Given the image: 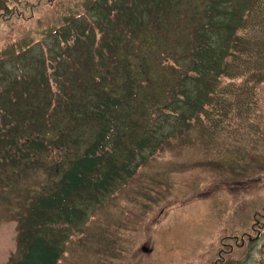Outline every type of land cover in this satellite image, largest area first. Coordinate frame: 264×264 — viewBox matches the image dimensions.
<instances>
[{
	"label": "rangeland",
	"instance_id": "obj_1",
	"mask_svg": "<svg viewBox=\"0 0 264 264\" xmlns=\"http://www.w3.org/2000/svg\"><path fill=\"white\" fill-rule=\"evenodd\" d=\"M187 1L201 8L202 0ZM254 1L258 4L243 16L246 26L241 34L257 36L262 44L264 0ZM121 2L139 10L147 4V0H0V63L14 61L6 65L7 79L5 69L0 70V87L5 89L23 66L29 67L19 59L35 61V54L48 85L52 74L60 73L59 61L65 68L80 64L77 77H88L84 67L97 69L109 59L99 23L105 19L113 23ZM186 6L189 9L190 4ZM243 8L228 9L239 17ZM257 17L261 23L254 32ZM104 40L106 45L111 42ZM156 49L149 67L163 73L168 86V72L180 69L164 45L156 44ZM256 49L234 62L221 79L213 104L201 107L195 121H187L191 126L167 138L133 178L102 198L99 206L90 207L87 232L58 235L67 237L60 264H264V45L262 53ZM117 56L122 61L118 69L130 72L141 60L121 51ZM92 76L97 80V74ZM160 94L147 89L145 103L136 104L137 112L131 107L123 111L139 121L140 114L146 116L156 107V120L144 123L159 131L158 140L186 125L183 107L169 116L177 119L170 122L159 113L157 107L163 109L167 98L166 92ZM66 124L63 121L58 129ZM89 135L85 133L84 139ZM84 139L80 150L88 145ZM62 156V151L45 156L46 169L29 171L0 192V264L18 255L17 216L49 180L60 177L61 171L50 170Z\"/></svg>",
	"mask_w": 264,
	"mask_h": 264
},
{
	"label": "trees",
	"instance_id": "obj_2",
	"mask_svg": "<svg viewBox=\"0 0 264 264\" xmlns=\"http://www.w3.org/2000/svg\"><path fill=\"white\" fill-rule=\"evenodd\" d=\"M257 4L254 0H202L201 8H195L187 0H147L139 10L121 2L113 23L106 19L99 23L104 31L101 45L109 59L97 69L84 67L88 77H77L80 64L72 62L65 68L59 61L60 73L52 74L48 85L50 81L38 71L39 55L35 54V61L18 58V63L29 67L23 66L5 89L0 87V192L29 171L46 169L45 156L61 151L64 156L50 170L61 171L60 177L49 180L43 192L24 206V214L17 216L18 255L7 264H60L68 235L87 232L90 207L99 206L102 198L133 178L167 138L191 126L187 121H195L201 107L213 104L222 88L220 81L234 62L256 46L261 49L264 43L257 36L241 34L246 26L243 16ZM231 7H244L243 13L237 17ZM260 23L257 17L254 32ZM104 38L111 42L106 45ZM85 41L91 45L89 38ZM156 44L166 47L180 69L168 72V86V78L149 67ZM120 51L141 59L132 72L118 69ZM7 64L14 61L0 63L6 79ZM23 72L26 76H21ZM92 74L98 75L97 80ZM53 88L58 93L53 94ZM147 89L167 93L165 107H157L167 122L177 120L169 116L180 107L185 109L181 115L186 125L162 140L157 129L144 123L156 120V107L149 116L140 114L139 121L123 115L125 107L137 112L136 104L145 103ZM54 110L59 112L55 115ZM63 121L66 126L58 129ZM87 132L90 135L84 139ZM82 139L88 145L80 150ZM60 234L67 235L65 240Z\"/></svg>",
	"mask_w": 264,
	"mask_h": 264
},
{
	"label": "water",
	"instance_id": "obj_3",
	"mask_svg": "<svg viewBox=\"0 0 264 264\" xmlns=\"http://www.w3.org/2000/svg\"><path fill=\"white\" fill-rule=\"evenodd\" d=\"M147 251V250H146Z\"/></svg>",
	"mask_w": 264,
	"mask_h": 264
}]
</instances>
